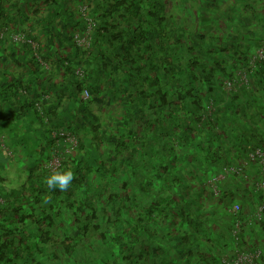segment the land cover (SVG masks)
I'll return each mask as SVG.
<instances>
[{
    "label": "trees",
    "instance_id": "16d2710c",
    "mask_svg": "<svg viewBox=\"0 0 264 264\" xmlns=\"http://www.w3.org/2000/svg\"><path fill=\"white\" fill-rule=\"evenodd\" d=\"M76 1L12 0L16 25L0 21V66L18 68L0 69V124L31 115L47 151L17 189L0 175V264L262 263L264 28L254 46L223 36L257 5L240 25L194 0Z\"/></svg>",
    "mask_w": 264,
    "mask_h": 264
},
{
    "label": "crops",
    "instance_id": "0c3cea01",
    "mask_svg": "<svg viewBox=\"0 0 264 264\" xmlns=\"http://www.w3.org/2000/svg\"><path fill=\"white\" fill-rule=\"evenodd\" d=\"M11 1L12 0H0V21L5 20L6 19L5 16L7 15L8 18L6 20L10 19V21L7 23L8 26H13L12 24L16 25V21L18 20V18H17L18 7L16 6L17 4L12 3ZM212 1L219 3L221 5V7L215 8V9H217V10L222 9V11L227 10V8L229 9L230 5H233V6L236 5L240 11L242 9H244V11H248L250 9L251 5L256 4L257 5L256 7L258 8L257 10L261 15L260 21L257 22V20H256V22L253 24L254 28L257 29L255 34L249 30H246L247 33H250V36L245 40V43L249 42L251 40L253 42L252 45L254 46V42L257 41L259 38H262V33H261L262 30L261 29L264 28V0H252V1H248V0H220V1L212 0ZM212 10H214V9H212ZM246 13H248V15H249L250 12L248 11ZM236 16H239V13ZM247 33H244L243 35H246ZM0 69L1 70H7L6 72H13V73L16 70H18V68L15 66L8 67L6 69H4L3 67L0 66ZM5 84L6 83L4 82L3 85H5ZM16 111H17V109L14 108V106H13L12 110L8 111L7 114L3 115L4 121L1 122V124H0V128L3 127L7 131L6 132L7 135L5 134V138H6L5 140L7 142L6 147L8 148V155L10 154V152H12V154H13L12 157H16V160H15L16 162L13 165H8V170H10L11 168H16V169L21 170V168H22L23 170L28 171L30 169V167H32L31 165L33 164V162L29 161V159L26 158L27 153H25L24 151H26L25 149L27 148V146H24L25 144L23 143L26 139L22 140L21 137L19 138L18 133L22 132V130H23L21 123L27 121L26 118H28L31 115L27 114V115H25V117L22 118L20 115H18L16 113ZM6 119H11V120L6 121ZM25 126H28L30 128V130L33 131V133H41L39 130V126H37L33 121L25 124ZM11 127H12V130H11ZM33 140H34L33 136H31L30 140L27 139V141H30V142ZM19 142H22V144L20 145ZM42 146L44 147V138H43ZM46 152L47 151L45 149V152L43 154L44 157L46 155ZM3 166L4 165H2V167ZM248 171L252 173L253 169L248 168ZM6 181H7V179H6ZM6 187L8 188L10 186H6ZM224 189H225V187H224ZM246 199H247V201H250V198H246ZM252 202H254L253 199H252ZM242 204H243V207L249 208L248 212L251 211L250 209H252V210L254 209L253 206L250 207V204H248L246 202L245 203L242 202ZM228 222H229V220H228ZM216 223L217 224L212 223L213 227L219 226V229H216L215 237L220 239L219 245H222V244L224 245L226 242H228V240H227L229 237V235H228L229 228L228 227H229L230 223L229 224L227 223V225H226V223L223 221V219L216 221ZM256 233L258 234L259 237L263 236V238H260L262 240L263 245H260V246H261L262 252L264 253V228H261V227L258 228ZM260 264H264V261Z\"/></svg>",
    "mask_w": 264,
    "mask_h": 264
},
{
    "label": "rangeland",
    "instance_id": "374dc122",
    "mask_svg": "<svg viewBox=\"0 0 264 264\" xmlns=\"http://www.w3.org/2000/svg\"><path fill=\"white\" fill-rule=\"evenodd\" d=\"M82 1V2H81ZM216 1H220V0H216ZM248 1H252V0H248ZM81 2V3H80ZM87 0H77L75 5L77 4L78 7L83 8L84 6H86ZM192 3V2H191ZM251 5V4H250ZM254 6V5H253ZM192 7H195L196 9L198 8H203L204 10H206L208 13H212L213 14V18L218 17V21L217 23H225V19L223 21V16L222 18L219 17L217 14H220V11L215 9L217 7H220V4H215L213 3V1L211 0H194V2L192 3ZM212 9H214L212 11ZM229 10L231 11H227L225 12L224 15L229 14L230 16L233 17V19L235 20L234 22H236L235 24H240L241 25H245L246 24V19L248 17V13H246V11H240L239 8H237L236 5H230L229 6ZM222 11V9H221ZM202 13V11H200ZM236 12H241L240 16L237 17L235 13ZM228 18V17H226ZM232 19V18H231ZM232 19V20H233ZM247 27V26H246ZM236 25H229V27H227L225 29V31L223 32V36H232V38H240L241 41L243 40V42L245 43V40L249 37L248 34L243 35L244 33H247L245 31L244 26L241 27L239 30H237ZM253 25H251L250 27H247V29L253 33L256 32V28H254ZM248 31V32H249ZM3 119V118H2ZM27 121L22 122V132L18 133V137L23 139H26L23 143L25 144L24 146H27V148L25 149L26 151H24L25 153H27V157L29 159V161H32L36 166H40L41 164H43L45 162V157H44V152H45V148L42 146V142H43V138L44 136L42 135V133H35V135H33L34 140L33 141H27V139H31V134L33 133V131L30 130V128L28 126H25V124L30 123L32 121H34V119H32L30 116L28 118H26ZM32 119V120H31ZM12 130V127H11ZM6 129L5 128H0V175L4 176L7 179V186H10V189H17L22 182L25 180L27 175H24V170L21 168L20 169H16V168H11L10 170H8V165H13L16 161V157H12V155H8V148L6 147V138H5V134L6 133ZM34 134V133H33ZM4 136V137H3ZM38 139V140H37ZM20 145L22 144V142H19ZM23 148V147H22ZM23 150V149H22ZM9 156V157H8ZM2 165H4L2 167Z\"/></svg>",
    "mask_w": 264,
    "mask_h": 264
},
{
    "label": "built area",
    "instance_id": "2783aa9c",
    "mask_svg": "<svg viewBox=\"0 0 264 264\" xmlns=\"http://www.w3.org/2000/svg\"><path fill=\"white\" fill-rule=\"evenodd\" d=\"M84 10V8L82 9ZM88 23H87V31L90 27V21L87 19ZM15 40H17V37H14ZM256 57L257 58H264V50L263 48H259L256 51ZM229 85V83H228ZM227 85V86H228ZM88 97V93L86 90L83 91L82 93V98L86 99ZM72 144H75V141L73 139H70ZM261 162L264 164V154L261 157ZM60 165V159L58 157L53 156L46 164L45 167L49 170V171H53L55 170L58 166ZM233 210L237 209V206H233L232 207ZM261 208L258 207L257 210L255 211V215L257 217H259V212H260ZM238 228V224L235 225V229ZM260 250L259 249H254L253 251L250 252H241L239 254H237L236 256H233L230 259H226L223 261V264H249L252 263L255 259H257L258 255H259Z\"/></svg>",
    "mask_w": 264,
    "mask_h": 264
},
{
    "label": "clouds",
    "instance_id": "9594fccd",
    "mask_svg": "<svg viewBox=\"0 0 264 264\" xmlns=\"http://www.w3.org/2000/svg\"><path fill=\"white\" fill-rule=\"evenodd\" d=\"M75 179L74 173L69 169L66 171H54L45 180L44 183L49 190L59 189V191H67L69 186ZM48 202V201H46Z\"/></svg>",
    "mask_w": 264,
    "mask_h": 264
}]
</instances>
